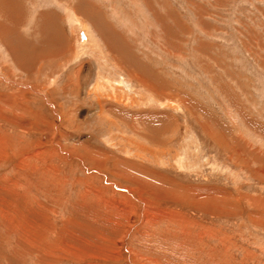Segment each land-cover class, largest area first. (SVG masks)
<instances>
[{"label": "rangeland", "instance_id": "obj_1", "mask_svg": "<svg viewBox=\"0 0 264 264\" xmlns=\"http://www.w3.org/2000/svg\"><path fill=\"white\" fill-rule=\"evenodd\" d=\"M0 264H264V0H0Z\"/></svg>", "mask_w": 264, "mask_h": 264}, {"label": "bare ground", "instance_id": "obj_2", "mask_svg": "<svg viewBox=\"0 0 264 264\" xmlns=\"http://www.w3.org/2000/svg\"><path fill=\"white\" fill-rule=\"evenodd\" d=\"M13 2V1H12ZM17 7V6H16ZM5 8V7H4ZM23 23V22H22ZM7 30H9V29H7ZM85 37V36H84ZM10 52V51H9ZM128 90V89H127ZM130 91V90H129ZM9 214V213H8ZM1 216L3 217V215L1 214ZM13 216V215H12ZM4 218V217H3ZM6 219V218H5ZM23 231V230H22Z\"/></svg>", "mask_w": 264, "mask_h": 264}, {"label": "water", "instance_id": "obj_3", "mask_svg": "<svg viewBox=\"0 0 264 264\" xmlns=\"http://www.w3.org/2000/svg\"><path fill=\"white\" fill-rule=\"evenodd\" d=\"M84 38V35H83V33H81V39H83Z\"/></svg>", "mask_w": 264, "mask_h": 264}]
</instances>
